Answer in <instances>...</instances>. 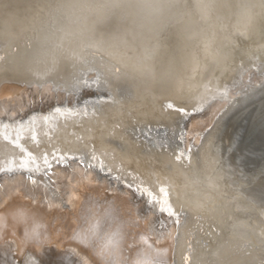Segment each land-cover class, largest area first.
I'll list each match as a JSON object with an SVG mask.
<instances>
[{
    "label": "bare ground",
    "instance_id": "bare-ground-1",
    "mask_svg": "<svg viewBox=\"0 0 264 264\" xmlns=\"http://www.w3.org/2000/svg\"><path fill=\"white\" fill-rule=\"evenodd\" d=\"M249 3L0 0V264H264L208 204L214 134L264 92ZM87 209L101 253L75 236Z\"/></svg>",
    "mask_w": 264,
    "mask_h": 264
},
{
    "label": "rangeland",
    "instance_id": "rangeland-1",
    "mask_svg": "<svg viewBox=\"0 0 264 264\" xmlns=\"http://www.w3.org/2000/svg\"><path fill=\"white\" fill-rule=\"evenodd\" d=\"M249 2V5L254 6L249 8V11H252L256 20H261L264 16L262 14L264 0H249ZM259 36L260 40L264 39L263 35ZM245 41L241 40L240 43H245ZM263 120L264 92L248 100V103L245 102L243 108L232 115L221 130L216 131L217 134H214L210 149L217 156L218 165L223 166L225 171L221 181L216 183L213 189L215 193L212 196L213 201L208 202L212 204V209L215 204L218 207L214 215L222 220L221 222L230 223L233 220L243 219L248 226L250 225L251 230L248 234L250 240L242 249L258 250L259 256L264 255V133L253 137L254 132H248L246 129H252L261 122L263 126L261 130L264 132ZM244 124L246 128L242 131L243 139L237 141L238 133ZM182 169L185 170V166ZM188 188L190 189L189 186ZM196 189H200L198 191L200 193L207 191L203 187ZM214 223L216 225V222ZM211 227L215 231L214 225ZM209 232L207 231L206 235H209ZM248 253L247 251L246 254Z\"/></svg>",
    "mask_w": 264,
    "mask_h": 264
},
{
    "label": "clouds",
    "instance_id": "clouds-1",
    "mask_svg": "<svg viewBox=\"0 0 264 264\" xmlns=\"http://www.w3.org/2000/svg\"><path fill=\"white\" fill-rule=\"evenodd\" d=\"M103 213L102 211H97L96 209H87L84 214V221L82 227L77 230L75 236L77 242L81 246H87V241H93L96 245V252L101 253L105 249H109L113 244L110 241H115V236L113 232L101 230V221ZM42 227V222L35 220L30 226V232L39 231ZM81 237V238H77ZM86 238V239H82Z\"/></svg>",
    "mask_w": 264,
    "mask_h": 264
},
{
    "label": "water",
    "instance_id": "water-1",
    "mask_svg": "<svg viewBox=\"0 0 264 264\" xmlns=\"http://www.w3.org/2000/svg\"><path fill=\"white\" fill-rule=\"evenodd\" d=\"M263 25H264V23H263ZM263 30H264V26H263V28H262ZM262 86H259L258 88H256V89H253V90H251V91H249L248 93H247V95L246 96H244L246 99H245V101L243 102V103H241V105L239 106V107H237V109H235L233 112L231 111L230 113H229V115H226L225 117H224V119H222V121H221V126H219L218 127V129L217 130H221V127H223L224 125H225V123H226V121L232 116V115H234V114H236V113H238V111L240 110V109H242L243 108V106H244V103L245 102H247L248 103V100H251V99H253L254 98V95H257V94H259V93H257V90H259L260 88H261ZM253 96V97H252ZM239 105V104H238ZM264 121V120H263ZM256 125V124H255ZM244 127L240 130V132L238 133L239 134V136H238V139H237V141H239V140H242L243 139V130L246 128V124H244L243 125ZM262 123L261 122H259L254 128H252V129H246V130H248V132H254V134H253V137H256L257 135H259V134H263L264 132L262 131L263 129H262ZM262 129V130H261ZM262 132V133H261ZM236 137V136H235ZM237 141L235 142V145H236V143H237ZM234 145V146H235ZM17 152H19V153H21V152H23L22 150H18ZM10 154H12V151L10 150V149H8V148H4V147H0V156H9ZM61 163H58V162H56V163H54L53 165H47L45 168H44V174L45 173H49V168H51V167H53L54 165H60ZM42 174V173H41ZM30 174L28 173V176H29ZM27 176V175H26ZM159 207V206H158Z\"/></svg>",
    "mask_w": 264,
    "mask_h": 264
},
{
    "label": "snow or ice",
    "instance_id": "snow-or-ice-1",
    "mask_svg": "<svg viewBox=\"0 0 264 264\" xmlns=\"http://www.w3.org/2000/svg\"><path fill=\"white\" fill-rule=\"evenodd\" d=\"M162 191H163V190H162ZM77 238H81V237H77ZM82 239H86V238H82ZM115 242H116V241H110L109 243H111V244L114 245ZM137 264H148V262H147V261H138Z\"/></svg>",
    "mask_w": 264,
    "mask_h": 264
}]
</instances>
